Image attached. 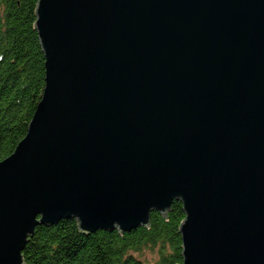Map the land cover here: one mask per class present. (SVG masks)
<instances>
[{
    "label": "water",
    "instance_id": "water-1",
    "mask_svg": "<svg viewBox=\"0 0 264 264\" xmlns=\"http://www.w3.org/2000/svg\"><path fill=\"white\" fill-rule=\"evenodd\" d=\"M45 85L0 160V264L38 225L147 227L181 264H264V0H37Z\"/></svg>",
    "mask_w": 264,
    "mask_h": 264
},
{
    "label": "trees",
    "instance_id": "trees-1",
    "mask_svg": "<svg viewBox=\"0 0 264 264\" xmlns=\"http://www.w3.org/2000/svg\"><path fill=\"white\" fill-rule=\"evenodd\" d=\"M37 0H0V160L24 137L45 85V59L34 28ZM180 201L165 215L150 213L147 227L82 234L75 219L38 225L22 251L25 264H181Z\"/></svg>",
    "mask_w": 264,
    "mask_h": 264
},
{
    "label": "rangeland",
    "instance_id": "rangeland-1",
    "mask_svg": "<svg viewBox=\"0 0 264 264\" xmlns=\"http://www.w3.org/2000/svg\"><path fill=\"white\" fill-rule=\"evenodd\" d=\"M140 256L151 264L156 259V251L146 250Z\"/></svg>",
    "mask_w": 264,
    "mask_h": 264
}]
</instances>
